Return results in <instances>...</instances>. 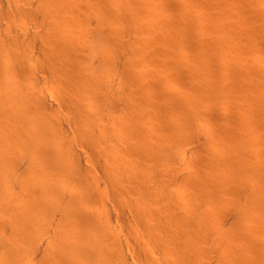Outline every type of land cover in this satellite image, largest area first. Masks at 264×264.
Masks as SVG:
<instances>
[{
	"label": "bare ground",
	"instance_id": "6f19581e",
	"mask_svg": "<svg viewBox=\"0 0 264 264\" xmlns=\"http://www.w3.org/2000/svg\"><path fill=\"white\" fill-rule=\"evenodd\" d=\"M0 264H264V0H0Z\"/></svg>",
	"mask_w": 264,
	"mask_h": 264
},
{
	"label": "rangeland",
	"instance_id": "374dc122",
	"mask_svg": "<svg viewBox=\"0 0 264 264\" xmlns=\"http://www.w3.org/2000/svg\"><path fill=\"white\" fill-rule=\"evenodd\" d=\"M205 24H206V23H205ZM226 72H227L226 74H228V75L231 74V71H230V70H227ZM229 72H230V73H229ZM228 75H227V76H228Z\"/></svg>",
	"mask_w": 264,
	"mask_h": 264
}]
</instances>
